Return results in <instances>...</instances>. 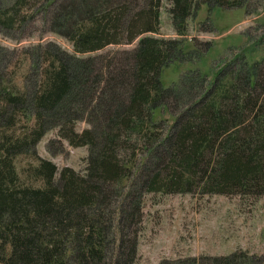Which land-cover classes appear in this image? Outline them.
Returning a JSON list of instances; mask_svg holds the SVG:
<instances>
[{
  "label": "trees",
  "instance_id": "1",
  "mask_svg": "<svg viewBox=\"0 0 264 264\" xmlns=\"http://www.w3.org/2000/svg\"><path fill=\"white\" fill-rule=\"evenodd\" d=\"M160 1L33 0L25 10L28 0H0L1 34L19 40L40 14L46 29L72 46L0 44V264H132L143 192L264 188L263 146L256 144L264 139V104L253 99L264 84L263 52L249 60L257 42L241 45L222 65L211 40L198 49L153 34ZM168 4L178 34L194 11L213 25L226 8H246L244 0ZM223 42L222 51L227 35ZM127 43L133 45L118 47ZM106 45L112 47L95 52ZM17 51L29 58L18 81ZM80 119L87 126L77 131ZM54 127L69 144L87 145L81 172L64 165L54 176L55 164L36 153L35 143ZM58 147L63 151L61 141ZM21 152L37 157L41 185L17 184L13 159ZM174 263L264 259L235 249Z\"/></svg>",
  "mask_w": 264,
  "mask_h": 264
},
{
  "label": "rangeland",
  "instance_id": "2",
  "mask_svg": "<svg viewBox=\"0 0 264 264\" xmlns=\"http://www.w3.org/2000/svg\"><path fill=\"white\" fill-rule=\"evenodd\" d=\"M244 2L245 10L240 7L226 8L228 10L225 11L223 19L213 25L206 12L194 11L195 14H191L187 19L185 32L178 34L168 11L170 6L168 0H161L158 33L153 34L179 38L183 43L193 42L198 49L203 47V41L211 40L218 45L214 46L215 49L218 51L220 49L219 53L223 52L220 61L222 65L228 63L231 56L239 52L238 46L257 42L256 50L247 57L249 60L258 58L263 52L258 71L264 76V0H244ZM28 3L30 4L25 10L31 5H36L33 0H28ZM201 16L203 20H200ZM24 26H26V34L19 40L0 33V44L22 48L37 41H50L72 51L71 43L67 39L46 29L40 14ZM224 35H227L229 46L222 51L226 44V42L222 44ZM132 45L133 43H127L118 47L128 48ZM111 47L112 45H106L95 52H103ZM207 54H210V50ZM205 59L206 56H203L201 63ZM211 59L212 57L209 56L207 62L209 63ZM28 62V56L20 51L13 55L12 66L16 81L27 69ZM237 62L227 65V68H236ZM175 76L176 73H173L172 78L165 84ZM262 87H264L263 83L261 89L257 87L253 92V99L256 96L257 103L260 104H264ZM257 92L261 95L260 99L257 97ZM85 126L87 122L82 119L73 123L77 131ZM251 126L254 127L253 124ZM60 141L63 145L61 152L57 151ZM256 144L263 146L260 157L264 159V139L263 141L257 139ZM35 151L40 157L49 159L55 164L54 176H56L64 165L81 172L85 164L87 145L69 144L54 127L38 139L35 143ZM13 162L17 173V184H42L41 177L36 175L34 169L38 162L35 155L21 152L14 157ZM140 205L136 254L132 264H175V261L187 255L201 257L209 254H225L235 249L261 255L264 259V188L260 185H252L248 189L240 186L227 187L226 191H200L197 188L190 191H145L142 193Z\"/></svg>",
  "mask_w": 264,
  "mask_h": 264
}]
</instances>
